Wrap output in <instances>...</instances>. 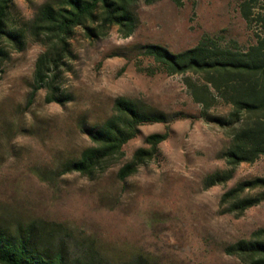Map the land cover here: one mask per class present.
Returning <instances> with one entry per match:
<instances>
[{
	"label": "rangeland",
	"instance_id": "374dc122",
	"mask_svg": "<svg viewBox=\"0 0 264 264\" xmlns=\"http://www.w3.org/2000/svg\"><path fill=\"white\" fill-rule=\"evenodd\" d=\"M46 1L14 0L12 14L29 20ZM246 1L139 0L129 37L116 27L92 38L76 29L60 78L62 104L46 103L44 89L31 94L42 46L28 39L20 52L7 47L0 65V223H35L43 240L81 264H243L225 248L264 227V201L241 216L222 213L219 201L237 182L264 177V156L240 164L226 184L204 189L208 174L226 170L221 153L230 137L216 119L229 106L216 100L203 112L189 89L202 85L201 77L166 74L141 47L179 53L212 37L246 49L260 32L262 0L251 3L249 21L241 11ZM117 98L162 112L169 122L140 127L103 172L62 174L61 166L90 144L82 128L108 118ZM165 131L154 160L119 180V167L144 138Z\"/></svg>",
	"mask_w": 264,
	"mask_h": 264
},
{
	"label": "trees",
	"instance_id": "16d2710c",
	"mask_svg": "<svg viewBox=\"0 0 264 264\" xmlns=\"http://www.w3.org/2000/svg\"><path fill=\"white\" fill-rule=\"evenodd\" d=\"M139 0H51L35 11L31 19L16 21L12 8L14 0H0V65L8 56L7 47L20 52L28 39L39 43L32 81V95L45 90V102L62 104L60 78L66 61L71 57L70 41L80 28L89 38L101 36L116 27L123 37L135 28L131 7ZM151 5L158 0H143ZM176 6L182 0H169ZM259 0H247L241 8L249 21L250 5ZM251 22V21H250ZM260 28L254 43L240 49L235 42L221 44L215 38L204 37L199 43L179 53H171L159 45L141 47L144 56L169 75L195 74L203 81L198 86L189 83L191 96L203 112L216 100L229 106L225 118L218 124L229 132L230 142L222 151L226 170L208 174L204 189L224 185L242 163H253L264 156V0L255 17ZM162 112L138 107L133 101L117 98L113 112L103 122L83 127L89 146L78 158L61 166L60 172L78 173L92 177L103 172L112 158L123 155V147L140 134L146 124H167ZM169 134L154 133L144 138V146L137 148L130 160L117 171L121 181L134 175L141 166L151 162L158 147ZM257 191V195L250 192ZM264 201V177L237 182L220 198L222 213L241 216L246 210ZM43 240L35 223H0V264H81L68 258L62 247H53ZM225 253L243 264H264V227L254 231L249 239L238 240L225 248Z\"/></svg>",
	"mask_w": 264,
	"mask_h": 264
}]
</instances>
